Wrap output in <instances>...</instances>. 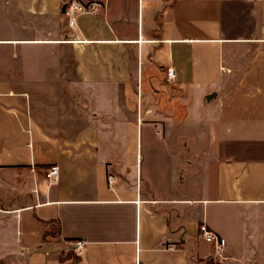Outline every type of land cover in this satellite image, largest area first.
Wrapping results in <instances>:
<instances>
[{
    "label": "crops",
    "instance_id": "crops-1",
    "mask_svg": "<svg viewBox=\"0 0 264 264\" xmlns=\"http://www.w3.org/2000/svg\"><path fill=\"white\" fill-rule=\"evenodd\" d=\"M0 256L264 264V0H0Z\"/></svg>",
    "mask_w": 264,
    "mask_h": 264
},
{
    "label": "built area",
    "instance_id": "built-area-1",
    "mask_svg": "<svg viewBox=\"0 0 264 264\" xmlns=\"http://www.w3.org/2000/svg\"><path fill=\"white\" fill-rule=\"evenodd\" d=\"M96 5L91 4L89 7H84L79 5L73 1H70L64 5L63 15L66 18L67 26L72 28L75 23L76 17L79 15H84L90 12L95 11ZM166 77L168 79H172V72L170 69L166 70ZM58 178V168L55 165H50L44 173V181L47 185L55 183ZM107 184L109 185L112 181L110 177L106 179ZM198 236L202 238L207 244L212 245L214 249V253L218 258L221 253V249L224 245L223 239L217 237L214 233H212L204 224H201L197 228ZM84 250V243L81 241H73L71 242V251L76 257H80ZM167 250L175 252L176 249L172 247H168Z\"/></svg>",
    "mask_w": 264,
    "mask_h": 264
},
{
    "label": "rangeland",
    "instance_id": "rangeland-1",
    "mask_svg": "<svg viewBox=\"0 0 264 264\" xmlns=\"http://www.w3.org/2000/svg\"><path fill=\"white\" fill-rule=\"evenodd\" d=\"M96 3H98V1H96ZM81 5L84 6V7H87L86 5H88V3L87 2L86 3L83 2V4H81ZM30 238H34V234H31L30 235ZM55 253L57 255H62V256L66 254L68 256V258L70 259L71 263H73V259H74V256L75 255L71 251V248H69L68 250H65V251H59V250H57V252H55ZM11 263H13V259H11L10 257L0 256V264H11Z\"/></svg>",
    "mask_w": 264,
    "mask_h": 264
},
{
    "label": "trees",
    "instance_id": "trees-1",
    "mask_svg": "<svg viewBox=\"0 0 264 264\" xmlns=\"http://www.w3.org/2000/svg\"><path fill=\"white\" fill-rule=\"evenodd\" d=\"M59 257H61V255ZM73 261L75 262V259H73ZM207 264H214V263H212V261L210 260V261L207 262Z\"/></svg>",
    "mask_w": 264,
    "mask_h": 264
},
{
    "label": "water",
    "instance_id": "water-1",
    "mask_svg": "<svg viewBox=\"0 0 264 264\" xmlns=\"http://www.w3.org/2000/svg\"><path fill=\"white\" fill-rule=\"evenodd\" d=\"M63 8H64V7H62V11H63Z\"/></svg>",
    "mask_w": 264,
    "mask_h": 264
}]
</instances>
